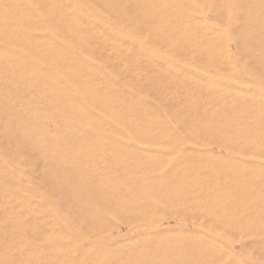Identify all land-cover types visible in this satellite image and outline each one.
<instances>
[{"label":"rangeland","instance_id":"obj_1","mask_svg":"<svg viewBox=\"0 0 264 264\" xmlns=\"http://www.w3.org/2000/svg\"><path fill=\"white\" fill-rule=\"evenodd\" d=\"M0 264H264V0H0Z\"/></svg>","mask_w":264,"mask_h":264}]
</instances>
